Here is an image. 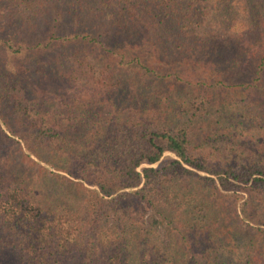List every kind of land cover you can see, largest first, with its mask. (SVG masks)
Masks as SVG:
<instances>
[{
    "label": "trees",
    "instance_id": "16d2710c",
    "mask_svg": "<svg viewBox=\"0 0 264 264\" xmlns=\"http://www.w3.org/2000/svg\"><path fill=\"white\" fill-rule=\"evenodd\" d=\"M2 23L0 264H264V0H0Z\"/></svg>",
    "mask_w": 264,
    "mask_h": 264
},
{
    "label": "rangeland",
    "instance_id": "374dc122",
    "mask_svg": "<svg viewBox=\"0 0 264 264\" xmlns=\"http://www.w3.org/2000/svg\"><path fill=\"white\" fill-rule=\"evenodd\" d=\"M52 23H54V24L56 23L57 26H59V24H60L59 27H61V28L63 27V24H61L58 21H54V22L52 21ZM0 26H2V27H0V31H3V28L6 26V23H2V24H0ZM42 33L43 32L37 33L36 35H31V36L28 35V36H30L29 38L31 40L32 39L37 40L41 36ZM153 58H154L153 62L158 64L156 66H158L165 73L173 74V73L179 72V71L181 73H184V71H189V69L184 68L182 66H179L177 68H173L172 64L169 65V63L166 62V60H163V58H159L156 55ZM168 84H170V86H174L177 91L181 90L177 87V85L173 81H168ZM242 92L243 91H241V89L234 88V87L233 88L231 87L229 90H227L228 96H226L227 98H225V99L228 102V105H232V100L234 99V96H239ZM9 144L12 146V148H11L12 152L10 153V162H11L10 167H12L16 170L18 169V170L22 171V175L29 176L33 181L42 177L44 170H42L39 165L31 163L26 157L22 156L19 153V151L16 149V147L13 143L9 142ZM0 146H2L1 141H0ZM33 159L35 160V162H37L41 166L46 167L49 170H53L49 165L45 164L44 162H39L37 158L33 157Z\"/></svg>",
    "mask_w": 264,
    "mask_h": 264
}]
</instances>
